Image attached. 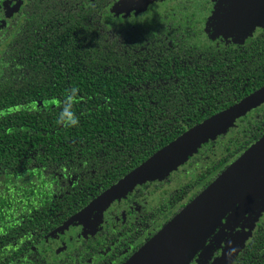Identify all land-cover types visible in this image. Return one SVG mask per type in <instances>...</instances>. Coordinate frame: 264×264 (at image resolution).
<instances>
[{
  "label": "flooded vegetation",
  "instance_id": "af4514ba",
  "mask_svg": "<svg viewBox=\"0 0 264 264\" xmlns=\"http://www.w3.org/2000/svg\"><path fill=\"white\" fill-rule=\"evenodd\" d=\"M136 2L0 0V66L10 55H16L19 41L34 36L42 39L44 27L57 25L64 28L62 38L75 40V31H71L75 10L87 9L89 14L79 20V24L89 26V31L94 33L91 39L101 35L100 24L120 27L116 35L119 47L128 43L134 63L147 54V49L153 55H156L155 50L176 51L187 73L194 74L187 84L193 90L192 96L201 100L203 91H217V96L210 94L213 97L207 105L199 104L201 114L195 111L193 115L179 114L173 119L187 123L203 120L210 115L207 110L217 107L227 91H233L228 101L244 97L249 87L247 57L254 51L252 41L260 37L264 44L262 17L246 21L248 15L238 14L233 24H227L229 14H236L231 0H152L143 11H138ZM126 27L132 28V34L124 29ZM50 101L45 103H55ZM150 104L157 106L158 102ZM252 116L261 121L260 136L248 144L254 134L250 132L252 126L247 125V147L238 154L228 151L229 160L222 166L220 153L225 147L220 148L217 137L203 147L202 144L163 179H147L124 195L108 203L94 204L89 210L84 209L126 174L118 176L110 170L112 165L101 170L93 163L85 164L76 172L69 168L54 170L50 175H57L58 179L51 181L59 186L67 179L69 186L56 188L50 183L49 193L53 195H49V200L42 201V195L36 196L35 208L42 204L48 211L42 212L45 218L38 223L39 230L21 229L24 238L21 254L29 255L27 259L36 264H128L163 226L264 135V103L238 118L233 129L240 128L243 117ZM139 148L145 153H152L154 149L153 146ZM129 150L134 151L135 147ZM231 151L235 149L231 147ZM120 155L119 158L130 160L139 158L138 155ZM146 159L148 157L140 164ZM242 181L246 186L237 190L239 193L233 203L208 227L207 235L197 239L190 253L157 264H264V164H247V179ZM84 200L86 203L81 204Z\"/></svg>",
  "mask_w": 264,
  "mask_h": 264
},
{
  "label": "trees",
  "instance_id": "16d2710c",
  "mask_svg": "<svg viewBox=\"0 0 264 264\" xmlns=\"http://www.w3.org/2000/svg\"><path fill=\"white\" fill-rule=\"evenodd\" d=\"M147 5H138V11L145 10ZM88 12L75 10L71 29L75 31V40L62 38L64 28L47 26L43 28L42 39L34 36L19 41L16 55L1 62L0 264H36L27 259L29 255L21 254L24 252L21 229L28 227L29 232L40 229L38 223L45 218L42 212L48 209L42 204L35 208L36 196L42 195V201L49 200V195H53L49 193L50 183L56 188H68L67 179L59 186L51 181L58 179L57 175H50L54 170L69 168L76 172L93 163L101 170L112 165L110 170L118 176L127 174L135 164L197 123L264 85V44L259 37L253 39L254 51L247 57L250 79L244 97L228 101L233 91H227L217 107L207 110L210 115L203 120L187 123L173 119L179 114H201L199 104L207 105L213 97L210 94L217 96V91H203L201 100L192 96L193 90L187 84L194 74L187 73L176 51L155 50L153 55L147 49V54L134 63L128 43L119 47L116 35L120 27L98 23L103 31L99 38L91 39L94 33L89 26L79 24ZM124 29L132 34V28ZM85 36L87 39H81ZM72 88L78 89L72 110L80 123L78 127L65 128L57 120L60 106ZM48 100L55 103H45ZM151 101H157L158 105L153 106ZM241 122L239 129H233L234 124L217 136L220 148L225 147L220 153L221 166L229 160V152L238 154L247 147V125L252 126L250 132L254 134L248 144L260 136L261 121L256 116L243 117ZM141 146L154 149L145 153ZM121 147L125 149L120 151ZM133 147L135 150L130 151ZM120 153L139 158H119Z\"/></svg>",
  "mask_w": 264,
  "mask_h": 264
},
{
  "label": "water",
  "instance_id": "95a60500",
  "mask_svg": "<svg viewBox=\"0 0 264 264\" xmlns=\"http://www.w3.org/2000/svg\"><path fill=\"white\" fill-rule=\"evenodd\" d=\"M150 1L152 0H137L136 4L147 5ZM250 13L248 11L247 15L250 16ZM262 103L264 85L177 136L127 173L84 210H89L96 204L108 203L147 179L163 178L185 162L202 143L215 139L233 126L238 118ZM254 162L264 164V135L167 223L128 264L168 263V260L190 253L197 239L206 236L208 227L210 228L228 205L233 203L239 193L237 190L246 186L242 180L247 179V164Z\"/></svg>",
  "mask_w": 264,
  "mask_h": 264
},
{
  "label": "clouds",
  "instance_id": "9594fccd",
  "mask_svg": "<svg viewBox=\"0 0 264 264\" xmlns=\"http://www.w3.org/2000/svg\"><path fill=\"white\" fill-rule=\"evenodd\" d=\"M78 89L72 88L66 94L63 104L60 106L61 111L57 123L65 128L78 127L80 123L79 116L72 110L73 105L77 102L76 93Z\"/></svg>",
  "mask_w": 264,
  "mask_h": 264
},
{
  "label": "rangeland",
  "instance_id": "374dc122",
  "mask_svg": "<svg viewBox=\"0 0 264 264\" xmlns=\"http://www.w3.org/2000/svg\"><path fill=\"white\" fill-rule=\"evenodd\" d=\"M234 3V9L236 10V14L234 15L229 14L227 24H233V20L235 17H237L238 14H246L248 11H250V16L246 19V21L249 20H255L259 17H262L264 19V6H263V0H231ZM260 12V13H254ZM261 18V19H262Z\"/></svg>",
  "mask_w": 264,
  "mask_h": 264
}]
</instances>
